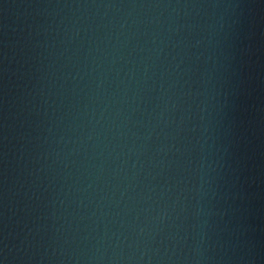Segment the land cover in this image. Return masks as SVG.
<instances>
[{
  "label": "water",
  "instance_id": "1",
  "mask_svg": "<svg viewBox=\"0 0 264 264\" xmlns=\"http://www.w3.org/2000/svg\"><path fill=\"white\" fill-rule=\"evenodd\" d=\"M0 264H264V0H0Z\"/></svg>",
  "mask_w": 264,
  "mask_h": 264
}]
</instances>
